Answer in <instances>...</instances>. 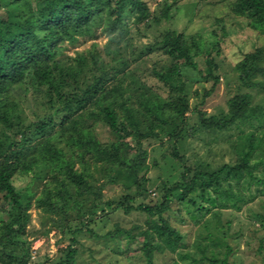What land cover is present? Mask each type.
Wrapping results in <instances>:
<instances>
[{
  "label": "rangeland",
  "instance_id": "rangeland-1",
  "mask_svg": "<svg viewBox=\"0 0 264 264\" xmlns=\"http://www.w3.org/2000/svg\"><path fill=\"white\" fill-rule=\"evenodd\" d=\"M7 1L0 0V5ZM142 1L148 7L142 20L137 12L126 7L122 24L113 35H107L104 26L96 23L90 35L78 37L74 44L62 43L59 59L67 63L69 59L82 57L87 61L84 70L87 73L95 66L94 62L103 72V65L106 71L116 69L115 64L126 58L125 71L116 73L108 84L121 80V86L126 89L144 84V98L163 109L162 121L153 128L151 121L140 123L142 131L151 134L142 141L145 167L138 175L144 177V197L135 198L131 204L133 207L139 203L159 204L162 191L175 188L163 217L181 234L185 248L176 254L155 253L151 264H196L194 261L211 264L209 259L213 256L225 259L228 264H264L263 185H249L246 176H225L220 189L197 183L193 191L184 194L192 173L212 171L223 164L235 165L248 153L254 176L264 181V75L257 71L248 77L247 72L254 62L264 68V33L254 28L248 18L234 15L230 10L231 0ZM167 32L183 35L187 40L200 38L203 50L194 60V69L181 71L180 87L188 109L183 124L176 125L167 116V103L178 93L170 91L154 75L172 63L159 45ZM118 48L122 49L121 56L112 61L115 56L112 51L118 52ZM208 61L212 62L211 66ZM26 88L15 85L9 90L19 106L14 112L13 129L0 126L1 139L19 141L21 127L29 124L37 127L52 120L59 126L62 114L57 107L49 106L44 88ZM242 99L246 101L247 111L240 113L241 118L226 123ZM209 119L218 125L203 127L201 122ZM50 132L48 128L45 131ZM95 132L103 143L113 139L105 125H95ZM56 145L65 149L59 140ZM249 147L254 150L251 152ZM173 149L182 157L183 164L171 157ZM77 156L73 155V161ZM75 167L78 169V162ZM36 176L34 181L27 176L13 179L22 200L30 201L29 221L21 238L26 264L62 262V251L71 239L76 240L74 264H146L140 239L133 241L110 233L124 229L134 231L135 235L146 229L152 218L137 211L125 214L121 209L101 205L124 197L122 177L118 176L113 183L99 178L96 187L104 185L101 203L93 215L78 217L75 211H70L63 219L59 206L54 212L36 206L49 174L36 172ZM91 204L84 202L87 209ZM3 207L1 203L0 219H6Z\"/></svg>",
  "mask_w": 264,
  "mask_h": 264
},
{
  "label": "trees",
  "instance_id": "trees-1",
  "mask_svg": "<svg viewBox=\"0 0 264 264\" xmlns=\"http://www.w3.org/2000/svg\"><path fill=\"white\" fill-rule=\"evenodd\" d=\"M126 7L137 12L141 20L148 13L142 0H8L5 5H0V126L8 130L14 127L12 121L19 102L14 101L9 90L15 85L25 89L26 86L44 88L49 106L57 107L62 114L57 127L52 120L37 127L29 124L21 127L19 141L0 138V204L4 203L2 212L6 214V219H0V264H26L21 238L29 221L30 201L22 200L13 179L27 176L34 181L36 172L43 171L49 174V180L36 199L38 208L54 212L59 206L63 219L70 211H75L78 217L93 215L101 203V187L104 185L96 187L99 178L113 183L120 176L126 190L124 197L101 205L121 209L125 214L130 211L143 213L152 218V223L135 235L134 231L124 229L110 235L133 241L140 239L146 264L152 263L155 253L176 254L185 248L181 234L163 217L169 210L170 195L175 188L162 191L159 204L139 203L135 207L131 204L135 198L144 197V177L138 175L145 167L146 153L142 141L151 133H144L140 123L151 121L153 128L162 121L163 109L158 103L152 104L144 98V84L127 89L121 86V80L108 84L116 73L125 71L126 58L115 64L116 69L106 71L103 65V72L94 62L95 66L87 73H84L87 68L84 58L69 59L67 63L59 59L62 43L74 44L78 37L90 35L96 23L104 26L107 35H113L117 26L122 24ZM230 10L234 15L248 18L254 28L264 33V0H231ZM159 45L172 63L166 70L155 71L154 75L170 91L178 93L167 103V116L174 125L183 124L188 108L183 87H180L181 71L196 67L194 60L203 53L202 41L200 38L187 40L183 35L167 32ZM121 51V48L118 52L112 51L115 55L112 61L121 56ZM207 64L211 66L212 62ZM257 71L264 75V68L254 62L247 67L248 77ZM243 111H247L244 99L236 104L226 123L241 118ZM201 123L205 128L218 125L212 119ZM97 124L108 128L113 138L111 142L98 140ZM47 128L51 130L49 134L45 133ZM58 140L65 149L56 145ZM249 149L254 150L253 147ZM68 153H72L71 157ZM75 153L78 156L73 161ZM249 156L246 154L232 166L223 164L212 171L192 173L184 194L193 191L197 183L205 188L220 189V181L225 176H246L249 185L264 186V181L254 176ZM171 157L184 163L176 149L172 150ZM86 201L93 202L89 209L84 205ZM75 241L70 240L62 251V262L57 264H74ZM209 263L228 264L225 259L219 260L215 256L209 259Z\"/></svg>",
  "mask_w": 264,
  "mask_h": 264
}]
</instances>
